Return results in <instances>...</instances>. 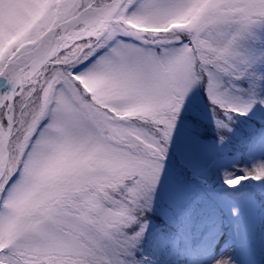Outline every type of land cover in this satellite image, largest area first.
<instances>
[{"label": "snow or ice", "instance_id": "1", "mask_svg": "<svg viewBox=\"0 0 264 264\" xmlns=\"http://www.w3.org/2000/svg\"><path fill=\"white\" fill-rule=\"evenodd\" d=\"M205 125L264 157V0H0V264H201ZM222 179L264 186V158Z\"/></svg>", "mask_w": 264, "mask_h": 264}, {"label": "rangeland", "instance_id": "2", "mask_svg": "<svg viewBox=\"0 0 264 264\" xmlns=\"http://www.w3.org/2000/svg\"><path fill=\"white\" fill-rule=\"evenodd\" d=\"M183 147V139L178 136L177 143L173 149L174 158ZM223 154L218 148L205 144L204 151L199 155L201 161V178L204 179L205 183L195 185L196 191L200 194L203 193L204 189L209 191L208 194L211 196V199L215 200L220 209L224 211L221 216L215 215L223 225L222 230L213 231L214 226H206L201 231L198 225L194 229V241L197 244H201L202 242L201 248L198 249L202 253L201 264H212L214 259L222 255H231L235 264H240L241 251L239 245L233 243L235 239L234 226L239 223L240 217L246 214L252 218L251 231L256 237L257 244L259 245L261 241H264V199H262L259 193V190L263 189L264 186L255 181H245L237 189H228L223 184L222 179L224 171L240 174L242 169L250 168L255 162H258L264 157H262L259 151L253 152L250 155L242 154L237 158H231L229 156L220 158ZM169 167L170 169L174 167V159L169 162ZM199 186H202V190ZM225 192L248 193L253 195L255 199L245 204L238 197L225 198ZM203 202L204 200H201L199 205ZM233 208L238 210L237 216L232 215ZM207 233L211 234L209 235ZM226 241L233 243V246L229 248ZM258 255L262 260L259 251Z\"/></svg>", "mask_w": 264, "mask_h": 264}, {"label": "trees", "instance_id": "3", "mask_svg": "<svg viewBox=\"0 0 264 264\" xmlns=\"http://www.w3.org/2000/svg\"><path fill=\"white\" fill-rule=\"evenodd\" d=\"M237 127H238V129L243 130V129H246L248 127V125L244 123L243 119H241V121L238 123ZM204 135L207 138L206 144L213 146V147H216L214 144V141L212 140L213 131H212V128L210 125L204 126ZM216 148H218V147H216ZM218 149L220 150L221 153H224L223 156L222 155L220 156V158H222L224 156L225 157L229 156L231 158H237L239 155H242V154L243 155H250L246 151H243L242 145L239 143L238 139H236V138H233V140L229 144H226L222 147H219ZM235 153H240V154L234 156L233 154H235ZM200 189L202 190V186L200 187ZM261 190L262 189L259 190L260 194H261ZM208 192L209 191H206L205 189L203 190L202 194H203V197L205 198V199H203L204 202L200 205L198 204L197 211L201 214V216L197 220L196 225H198V226H200V223H199L200 219L205 218L208 213H211L214 216L215 215H217V216L222 215V211H221L219 205L217 204V202L215 200L211 199V196L208 194ZM262 197L264 198V195H262ZM207 198H210V199L207 200ZM160 223H161V221H160L159 217L153 218V227H156Z\"/></svg>", "mask_w": 264, "mask_h": 264}, {"label": "bare ground", "instance_id": "4", "mask_svg": "<svg viewBox=\"0 0 264 264\" xmlns=\"http://www.w3.org/2000/svg\"><path fill=\"white\" fill-rule=\"evenodd\" d=\"M259 230V229H258ZM253 233V232H252ZM254 234V233H253ZM257 261H258V264H260V262H261V259H260V256L259 255H257Z\"/></svg>", "mask_w": 264, "mask_h": 264}]
</instances>
